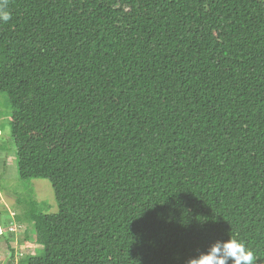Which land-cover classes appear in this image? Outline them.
Returning <instances> with one entry per match:
<instances>
[{
    "label": "trees",
    "instance_id": "trees-1",
    "mask_svg": "<svg viewBox=\"0 0 264 264\" xmlns=\"http://www.w3.org/2000/svg\"><path fill=\"white\" fill-rule=\"evenodd\" d=\"M8 11L17 172L48 180L58 207L28 209L41 251L18 264H185L228 235L264 264V0Z\"/></svg>",
    "mask_w": 264,
    "mask_h": 264
},
{
    "label": "rangeland",
    "instance_id": "rangeland-1",
    "mask_svg": "<svg viewBox=\"0 0 264 264\" xmlns=\"http://www.w3.org/2000/svg\"><path fill=\"white\" fill-rule=\"evenodd\" d=\"M11 106L6 93L0 92V264H18L27 255L38 254L28 209L47 213L58 210L50 182L42 178L21 179L17 172L14 143L10 134ZM10 248L14 250L10 260Z\"/></svg>",
    "mask_w": 264,
    "mask_h": 264
},
{
    "label": "clouds",
    "instance_id": "clouds-1",
    "mask_svg": "<svg viewBox=\"0 0 264 264\" xmlns=\"http://www.w3.org/2000/svg\"><path fill=\"white\" fill-rule=\"evenodd\" d=\"M10 19L8 0H0V22L6 23ZM256 259L242 241L228 235L227 239H217L204 250H197L185 264H256Z\"/></svg>",
    "mask_w": 264,
    "mask_h": 264
}]
</instances>
